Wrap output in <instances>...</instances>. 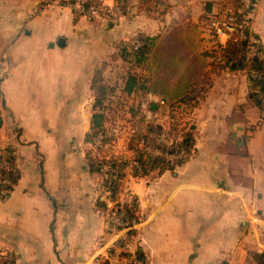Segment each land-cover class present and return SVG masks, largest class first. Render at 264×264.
<instances>
[{"label":"crops","instance_id":"0c3cea01","mask_svg":"<svg viewBox=\"0 0 264 264\" xmlns=\"http://www.w3.org/2000/svg\"><path fill=\"white\" fill-rule=\"evenodd\" d=\"M39 1L0 0V149L13 148L18 170L0 197V253H13L17 264H125L138 251L144 264H255L252 253L264 251V110H203L194 158L159 174L153 186L142 181L149 175L128 170L122 185L137 196L140 219L117 232H108L99 195L88 201L87 177L97 178L85 152L77 161L82 171L69 169L70 112L81 109L72 100L85 98L108 34L158 35L188 18L182 5L191 0H166L173 25L169 14L151 21L133 0L107 32L100 17L95 49L74 41L82 16L75 20L59 0L36 11ZM252 23L264 36V0H256ZM233 78L246 89L244 77Z\"/></svg>","mask_w":264,"mask_h":264},{"label":"rangeland","instance_id":"374dc122","mask_svg":"<svg viewBox=\"0 0 264 264\" xmlns=\"http://www.w3.org/2000/svg\"><path fill=\"white\" fill-rule=\"evenodd\" d=\"M59 1L62 5H65L69 0ZM132 1L117 0L114 5L117 4L115 6L120 10L119 15L103 16L105 21L101 27L102 31L107 32L106 26L109 23L120 21L119 17L128 11V6L131 5ZM251 1L248 24L251 32L257 36L261 44V50L259 49V51H262L264 56V36L256 32L252 26L256 0ZM137 2V7L134 6L135 10L141 12L142 15H147L151 21L158 22L162 16L164 18L167 14H169L167 19L169 25H173L172 23L175 20L177 21L176 15H174L175 11L172 12L171 9L172 5L166 0H137ZM239 6L240 0H191L190 3L182 5L183 13L189 12V19L184 17L180 19L183 23L164 30L166 25L163 24L164 20H161L164 26L158 29L162 32L158 34L157 41L159 40L158 38L175 33L174 40L170 39V41L174 42L177 40L182 48H185L183 51L186 53V60L188 56L190 58L193 56L197 61V66L199 63L202 64L198 67L197 75L192 78L188 92L180 99L165 98L161 93L152 91V85L155 81L153 79L155 66L151 58L138 63L133 57H122L120 46L129 43L135 35L115 38V36L108 34L106 40H109V48L103 52L101 59L96 56L98 62L92 69L91 81L89 80L87 83L85 98L72 100V103L75 102L74 104L81 102V109L71 110L70 112V149L72 157L69 169L74 172L82 171L77 161L78 158H82L81 154L85 152L88 145L83 142V145H79L83 141L84 131L87 132L89 128V121L95 110H103L107 116L105 124L114 137L111 143V150L128 156L131 155L128 150V141L137 125H139L138 120L141 116L144 117L145 121L159 123L163 128L167 129L162 134V137L165 143L169 145L174 140H181L182 132L188 131L195 138L194 134L201 128L199 122L204 121L206 118L203 110H264V103L262 108H258L248 97L250 89L247 79L249 75L247 68L231 70L228 64L222 60V50L226 49V43L230 39L226 40L216 36L215 30L211 25L213 20L223 19L224 12H230L237 17L239 15L237 13ZM73 13L75 20L81 16L77 12ZM190 13H193V16ZM82 17L83 21L74 24V27L76 26L77 28L74 33L76 38L74 41L82 43L86 40L84 42L88 44V47L95 49L97 48L96 42L100 40L98 20L100 21L102 16L82 15ZM237 18H240V16ZM247 50L245 47L244 57ZM181 68V66L175 68L174 75L169 78L170 82L175 81ZM131 75L135 76L137 82L134 83L130 91H127L126 83ZM236 76L246 79L245 90H239L238 80L236 82L233 78ZM230 78L234 80V83L228 82ZM238 92H240V95ZM262 98L264 101V96ZM96 100H101L102 102L98 106H94ZM199 110H201V113H197L200 112ZM132 112L136 113L133 118L131 116ZM85 127L86 129H84ZM247 129L249 131L253 130L252 126H248ZM58 135L59 132L56 129L55 137H58ZM152 135L153 133H151ZM51 137L55 138L54 136ZM160 139L162 138L160 137ZM149 148L152 151L156 150L153 147ZM196 152L197 147H194L188 156L185 154L180 158L187 157V160L194 158ZM166 154V157H169V154ZM148 175V178H143L142 181L146 185L153 186L159 174L152 172ZM99 182L98 179L87 177L88 201L92 198L95 199L102 193ZM128 186V183L122 185L121 197L124 199L130 196V193L128 195L126 193L128 190H124V187L128 188Z\"/></svg>","mask_w":264,"mask_h":264},{"label":"trees","instance_id":"16d2710c","mask_svg":"<svg viewBox=\"0 0 264 264\" xmlns=\"http://www.w3.org/2000/svg\"><path fill=\"white\" fill-rule=\"evenodd\" d=\"M178 30V29H177ZM178 32V31H176ZM175 33L158 38V35L150 36L145 33H137L129 43L120 46L121 55L124 58L133 57L136 62H144L152 59L155 69L153 73L155 80L152 85V91L161 93L165 98L180 99L188 92L190 82L196 76L198 67L202 64L195 57L188 56L183 51L179 41L174 40ZM169 38V40H168ZM168 40V41H167ZM157 41V42H156ZM246 41H228L226 49L222 50V60L228 64L231 70H240L247 68L249 93L248 97L258 107H263L264 96V59L252 57L246 59L244 51ZM188 50V49H187ZM188 53V52H187ZM181 66V71L176 76L175 81L170 82L169 78L175 73V68ZM197 67V69H196ZM252 72H255L252 74ZM137 79L134 75L129 77L126 83V90L130 91ZM191 90V89H190ZM102 101L96 100L94 106H98ZM136 113L132 112V118ZM107 116L103 110L93 111L89 128L84 135V141L88 144L85 151L88 171L94 175L100 182L102 193L96 200V206L102 211L104 220L107 224L108 232H117L124 228L132 227L136 224L140 215L138 214V198L131 194L128 198H120L123 180L129 170L134 176H144L152 172L162 174L166 171L173 172L183 164L187 157L170 160L166 153L183 152L187 156L195 147V138L190 132H182V139L170 142L169 145L158 140L164 128L159 123L145 121L141 116L138 120L139 125L135 128L128 141V150L131 155L124 153H115L111 150L113 134L106 127ZM1 124V117H0ZM151 133L153 135L151 136ZM149 147H153L160 153L152 152ZM14 150L11 146L0 149V160H7L11 165V170H0V178L10 180L8 184H0V197H5L12 189L18 179V170L15 166ZM111 205V206H110ZM134 233V229L127 231ZM143 259L142 254L136 253ZM252 259L255 264H264V251L252 253ZM0 264H17L13 253L1 254ZM101 264H109L103 261Z\"/></svg>","mask_w":264,"mask_h":264},{"label":"built area","instance_id":"2783aa9c","mask_svg":"<svg viewBox=\"0 0 264 264\" xmlns=\"http://www.w3.org/2000/svg\"><path fill=\"white\" fill-rule=\"evenodd\" d=\"M53 0H40L37 4L36 11H39L42 7L46 4L52 2ZM117 5V4H115ZM113 4H108L104 0H69L66 2L65 6L69 7L72 12H77L78 14L82 15H89V16H110V15H119V8ZM252 5L251 0H240V6L237 9V13L240 18L233 16L230 12H224L223 19L221 20H213L211 22L212 27L215 30L216 36L224 38L230 41H246V48L248 49L245 53V58L248 60L249 57H258L260 59H264L261 50V44L256 35H254L248 24V17L249 12H251L250 7ZM255 72H252L254 74ZM164 131L167 129L164 128ZM162 134L159 136L158 140L165 143ZM160 137L162 139H160ZM176 143L177 140H174ZM152 152L159 154L158 150H153ZM183 152L169 154V159L174 160V158H179L183 156ZM0 170H11L10 163L3 159L0 160ZM10 180L7 178H0V184H8ZM0 192L4 193V190ZM102 262L97 261L92 264H101ZM125 264H144V260L140 258L137 254H131L127 257Z\"/></svg>","mask_w":264,"mask_h":264},{"label":"water","instance_id":"95a60500","mask_svg":"<svg viewBox=\"0 0 264 264\" xmlns=\"http://www.w3.org/2000/svg\"><path fill=\"white\" fill-rule=\"evenodd\" d=\"M58 44H60V45L64 44V39L63 38H59L58 39Z\"/></svg>","mask_w":264,"mask_h":264}]
</instances>
